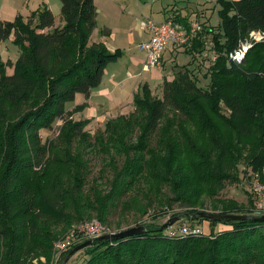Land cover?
<instances>
[{
  "label": "trees",
  "instance_id": "trees-1",
  "mask_svg": "<svg viewBox=\"0 0 264 264\" xmlns=\"http://www.w3.org/2000/svg\"><path fill=\"white\" fill-rule=\"evenodd\" d=\"M216 5L217 29L200 22L202 30L190 44L180 45L191 60L175 65L173 78L162 81L161 95H154L146 83L133 94L132 105L143 118L136 123L133 113L118 114L94 137L123 156L120 164L111 165L109 190L84 200L104 225L112 210L126 206L123 197L147 168L152 178L168 184L185 212L192 213L198 212L203 192L215 197L227 183L239 181L240 163L264 183V40L254 43L241 63L228 57L249 31H264V0H216ZM96 14L94 0H60L59 24L44 3L27 17L0 20V42L13 36L19 48L14 60L4 61L0 55V264L55 263L54 243L60 235L54 227L82 221L81 190L88 169L74 143L89 140L84 127L90 119L71 116L85 103L71 111L65 105L76 93L87 97L99 85L106 65L121 54L92 40ZM206 35L211 36L215 59L207 67L203 87L190 65L203 51ZM57 119L62 120L57 142L42 141L40 130L50 129ZM186 120L195 122L194 135L183 124ZM136 124L139 134L132 142ZM51 166L58 171L55 175H47ZM217 202L214 212L264 214L233 199ZM166 212L160 208L150 222H136L145 227L140 234L90 238L80 264H264V221L183 216L207 222L209 231L204 233V226L194 223L171 229L179 220L161 228L154 221ZM120 226L117 223L116 229ZM184 226L200 232L183 234ZM86 240H75L62 260Z\"/></svg>",
  "mask_w": 264,
  "mask_h": 264
},
{
  "label": "rangeland",
  "instance_id": "rangeland-1",
  "mask_svg": "<svg viewBox=\"0 0 264 264\" xmlns=\"http://www.w3.org/2000/svg\"><path fill=\"white\" fill-rule=\"evenodd\" d=\"M35 2L37 1L35 0ZM199 2L202 5H208L204 10V14L206 16L204 18H208L206 20V22L209 24L208 26L211 25L213 29H217L216 25L219 22L217 8H219V6L216 5V2L214 3L213 0L209 1V3H204L200 0ZM97 3L100 4V0H97ZM51 6V11L55 16V24L61 23L62 21L60 19V0H52ZM36 9V5H33V7H31V10L33 11ZM99 14L102 17L103 13ZM211 23H213V25ZM137 27V25L133 24V29ZM204 39V49L199 54V56H194L193 59L195 60L193 64L190 65V67L193 71V75L198 79L199 85L206 87L208 83V78L205 76V74L207 72V67L212 63L213 59H215V53L212 46L211 36L206 35ZM0 50L1 58L3 60H14V58H16L19 53V48L12 42V36H10L7 40L4 41ZM164 51L165 49L163 50V54L165 55ZM179 62L182 61L180 60ZM175 65H173V68L175 67ZM8 68L9 67H6V72L11 73L12 69ZM161 86L162 83L159 87H156L152 90L154 95H161ZM67 105L69 107L70 102H68ZM73 108L69 109V111H71ZM129 113L134 114V119L136 123L143 118V115L140 112L135 111V107L133 105L130 106L128 110H124L125 115H128ZM224 113H228L226 109H224ZM113 115L116 116V114ZM113 115H109L103 121L90 120L89 124L84 127V129L87 130L91 135L89 140L85 142L77 141V143H74V146H76V151H78V153L83 156L88 169V172L86 174V183L81 190L83 195V200L81 202L83 216L82 221L93 218L97 219L96 211L92 208H89V205L87 206L84 200L89 198V200L91 201L93 197V192H101L103 194L109 190L113 178V166L111 165L112 163L120 164L123 158V156L117 155L114 151L108 150L103 144L95 141L94 138L97 134L103 131L104 122L107 119L115 117ZM71 116L75 120L84 119L83 113L79 111H76ZM61 124L62 120L57 119L53 122L50 129H41L40 134L42 141L49 140L57 142V137ZM183 124L186 126L187 130L190 132L191 135L195 134L196 125L194 121L186 120L183 122ZM133 128V132L130 135V141L132 142L137 139V136L139 134L138 125L136 124ZM238 167L239 181L230 184L227 183L226 186L221 191H219V193L215 197L210 198L206 193L203 192L200 197V202L202 204L199 203L197 206L198 211L214 212L212 210V207L214 204L218 203L217 201H219V199H233L237 203H240L247 207L250 204L254 205V186L255 183H259V178L256 173H252L251 169L249 167H245L243 163H240ZM57 172L58 171L54 168V166H51L50 169L47 170V175H55ZM123 200L126 201V206L118 205L114 210H112L111 214L108 217L109 223L105 224V226L109 231H120L131 226H136V222L139 221L150 222L151 215L159 211L160 208H166L167 212L164 216L155 219L154 223L156 224L165 223L172 216V213L186 211L185 206H182L181 204H179V202L174 200V194L168 184L152 178L151 171L149 168L145 169L144 172L138 177L133 188L127 195L123 197ZM139 208H146L147 212L143 215L140 213L141 211L139 210ZM69 210L72 212L73 216H75V210H73L72 207ZM80 221L81 220L73 221L70 226L66 224H58L54 228L61 238V235L66 234L67 231H69V229L71 228V226ZM117 223L121 225L119 229H116ZM191 223H194L199 227L204 226V233L209 230V225L207 222L200 224L199 222L191 221L184 217H181L180 220L171 229H176L177 227L180 228L183 225H188ZM83 248L77 250L72 254H68V258L66 257L64 260H62L63 256L61 255L58 259L54 260L55 263H52L50 261V263L48 264H80L86 259V255L83 251Z\"/></svg>",
  "mask_w": 264,
  "mask_h": 264
},
{
  "label": "crops",
  "instance_id": "crops-1",
  "mask_svg": "<svg viewBox=\"0 0 264 264\" xmlns=\"http://www.w3.org/2000/svg\"><path fill=\"white\" fill-rule=\"evenodd\" d=\"M36 1L0 0V20H13L18 14L27 17L33 11V5L38 8L44 3L52 9V0ZM94 4L97 26L92 32V40L102 41L110 51L120 49L121 54L116 61L106 65L99 85L91 89L87 97L76 93L74 100L69 101L70 106L68 102L65 106L69 110L85 103L86 106L79 111L83 113V118L103 121L109 115L124 114V110L132 106L133 94L142 84H148L153 90L160 86L164 78H173V65H184L191 60V56L184 52V46L168 44L161 66L144 69L146 54L138 44L148 40L150 34L142 22L148 18L163 21L171 15L180 18L183 24L196 19L206 22L208 18H204V10L208 5H202L199 0H100V4L94 0ZM99 13H103L102 17ZM133 24L138 27L133 29ZM103 29L108 31L107 35L102 34ZM3 43L0 42V48Z\"/></svg>",
  "mask_w": 264,
  "mask_h": 264
},
{
  "label": "built area",
  "instance_id": "built-area-1",
  "mask_svg": "<svg viewBox=\"0 0 264 264\" xmlns=\"http://www.w3.org/2000/svg\"><path fill=\"white\" fill-rule=\"evenodd\" d=\"M209 2L211 0H202ZM214 3L216 0H213ZM142 26L149 32L148 40L138 44L140 50L144 51V69L159 67L163 61V50L168 44L189 45L190 39L202 30L199 20H192L188 26L177 23L171 17L163 21H155L148 18L142 22ZM264 40V31L251 30L239 39L237 46L228 53V57L235 63H241L248 50L254 43ZM214 60V59H213ZM254 207L257 212L264 211V183H255ZM98 219L83 220L74 224L69 231L54 243L53 257L58 259L62 253L67 251L78 238H95L110 231ZM199 233L200 229H190L186 226L181 228V233Z\"/></svg>",
  "mask_w": 264,
  "mask_h": 264
},
{
  "label": "water",
  "instance_id": "water-1",
  "mask_svg": "<svg viewBox=\"0 0 264 264\" xmlns=\"http://www.w3.org/2000/svg\"><path fill=\"white\" fill-rule=\"evenodd\" d=\"M194 216V217H202V218H208L212 220H219V219H228V220H243L250 218L255 221H264V214L260 216H249L244 214H233V213H219V212H209V211H198L196 213L192 212H182L179 215H175L173 217H170L165 223L162 224L161 228H164L166 226L172 225L174 222L180 220L183 216ZM145 230V227L143 225H137V226H131L125 229H122L117 232H110L107 234H104L101 236L102 238H123L127 236H132L136 234H140ZM93 239H88L84 241L83 243L77 245L69 254H72L76 252L77 250L87 246L92 242ZM69 255H67L68 258Z\"/></svg>",
  "mask_w": 264,
  "mask_h": 264
}]
</instances>
